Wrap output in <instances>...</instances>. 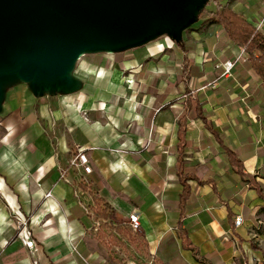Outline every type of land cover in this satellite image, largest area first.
Returning <instances> with one entry per match:
<instances>
[{"label": "crops", "instance_id": "0c3cea01", "mask_svg": "<svg viewBox=\"0 0 264 264\" xmlns=\"http://www.w3.org/2000/svg\"><path fill=\"white\" fill-rule=\"evenodd\" d=\"M235 2L256 26L264 17V0ZM213 26L216 37L203 38ZM213 26L142 63L132 51L84 56L79 92L21 91L4 102L0 264H252L264 82ZM80 152L93 168L88 183L70 167ZM21 221L34 249L18 237Z\"/></svg>", "mask_w": 264, "mask_h": 264}, {"label": "water", "instance_id": "95a60500", "mask_svg": "<svg viewBox=\"0 0 264 264\" xmlns=\"http://www.w3.org/2000/svg\"><path fill=\"white\" fill-rule=\"evenodd\" d=\"M207 1L0 0V75H16L36 97L77 92L63 93L84 56L120 53L161 31L178 35ZM5 100L0 89V112Z\"/></svg>", "mask_w": 264, "mask_h": 264}, {"label": "rangeland", "instance_id": "374dc122", "mask_svg": "<svg viewBox=\"0 0 264 264\" xmlns=\"http://www.w3.org/2000/svg\"><path fill=\"white\" fill-rule=\"evenodd\" d=\"M227 2L228 0H208L207 3H205L204 9L206 8L208 11H215L220 4H227ZM233 2H235V0ZM237 2H242V3L244 2V4L245 3L249 4L248 2H245V0H238ZM237 2H235V4ZM251 20L254 22L256 21L254 18H251ZM204 21L205 19L198 17L197 14L193 12L189 13L186 15L185 22L182 24V28L178 31L177 33L178 35L169 31L166 32L161 31L158 32L156 35L152 36L147 41H143L139 45L132 46L126 51H132V53L135 54L136 61L140 63L144 62L149 57L150 58L159 57L168 49H174V48L177 49L178 40H180V38L182 39L183 43H186L188 36L191 35L192 33L190 30L191 29L200 30L204 25ZM217 32H218V28L216 26H213L210 29H208L207 31L208 36L205 34L203 38L206 39L207 37L208 39L211 37L215 38ZM209 42L210 41H208L207 44H209ZM90 55L92 54L86 56H90ZM82 64L76 63L72 71V75L68 79V82H71L72 84L71 86L72 88L71 89L65 88L63 93L66 91H71L76 89H78L79 92L81 88H84V85L82 84L83 79L79 77V67ZM30 86L31 85L21 83L19 79L16 77V75H8V74L0 75V89L6 95L4 110H7L6 103L12 98V94L14 93H20L21 91H26V94H28L30 97H36V95H34L33 92H31L32 89L30 88ZM69 93L72 94L71 92H68V94ZM249 229L251 230L252 233L254 232L258 236H256V238L253 239L251 242V246L253 249L252 251L257 254L254 255L253 252H251L250 257L248 258L249 260L250 259L252 260V264H264V208L256 216V219L251 224V227H249Z\"/></svg>", "mask_w": 264, "mask_h": 264}, {"label": "trees", "instance_id": "16d2710c", "mask_svg": "<svg viewBox=\"0 0 264 264\" xmlns=\"http://www.w3.org/2000/svg\"><path fill=\"white\" fill-rule=\"evenodd\" d=\"M233 1L228 0L227 4H220L215 11H208L205 8L199 17L205 19V26L223 27L226 37L245 49L247 62L264 82V33L249 19L230 8L229 5ZM252 188L264 199V192L257 183H254ZM186 242H189L188 237Z\"/></svg>", "mask_w": 264, "mask_h": 264}, {"label": "built area", "instance_id": "2783aa9c", "mask_svg": "<svg viewBox=\"0 0 264 264\" xmlns=\"http://www.w3.org/2000/svg\"><path fill=\"white\" fill-rule=\"evenodd\" d=\"M257 27L259 30L264 29V17L260 18V20L257 23ZM241 50H242L243 56L245 55L244 60L246 61L247 58H246L245 49L242 48ZM234 66H235V62H233V61H228V62L224 63L223 64L224 76H227V75L230 76ZM127 83L130 86H133L134 81L133 80H127ZM70 167L75 169V170L80 171L82 174L81 176L83 178V181L88 183V179H86V177H88L93 172V168L90 165L89 158H88V155L86 153L80 152L77 155H75L70 162ZM65 176H66V172L63 171L61 173V178H65ZM47 197H51V193H49L47 195ZM129 225L134 232L140 231L141 220H140V217L138 214H131L129 216ZM235 225L237 227L243 226L244 225V218L242 216H238L235 219ZM20 226L22 228L19 232L18 237L24 242L26 247L34 249L35 244H34L33 240H31L30 234L27 231L28 222L27 221H25V222L21 221ZM98 226L99 225H97V227Z\"/></svg>", "mask_w": 264, "mask_h": 264}]
</instances>
